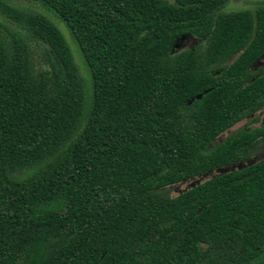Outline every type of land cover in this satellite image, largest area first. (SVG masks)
Masks as SVG:
<instances>
[{"label": "trees", "instance_id": "obj_1", "mask_svg": "<svg viewBox=\"0 0 264 264\" xmlns=\"http://www.w3.org/2000/svg\"><path fill=\"white\" fill-rule=\"evenodd\" d=\"M23 1L89 75L0 0V264H264V5Z\"/></svg>", "mask_w": 264, "mask_h": 264}, {"label": "rangeland", "instance_id": "obj_2", "mask_svg": "<svg viewBox=\"0 0 264 264\" xmlns=\"http://www.w3.org/2000/svg\"><path fill=\"white\" fill-rule=\"evenodd\" d=\"M8 1L10 3L18 5L19 7L26 8V9H32V10L37 11L39 13H43L44 15L49 17L55 23V25L62 31V33L64 34V37L69 44V47H70L72 54H73L74 61L77 63V66L79 68L81 75L84 78H88V75H89L88 70L86 68L84 61H82L81 54L79 52L80 51L79 46L76 43V41L74 40V38L72 37L70 31L67 29L65 24L59 18H57L56 16L47 12L43 7H41L40 5H38L36 3L23 1V0H8ZM260 5H264V0H229L228 3L226 4L224 10L228 11V10L247 9V8L253 10ZM0 21L7 22L9 24L11 23L9 20L5 19L2 15H0ZM184 41H186L185 42L186 48L190 47L195 42V40L193 38L192 39L186 38V39L182 40L180 43L182 44ZM260 60H261V63L259 65H256L255 67H253V70H255L259 66H264V58H261ZM90 83L91 82H90V78H89V83H87V82L85 83V88H91ZM248 119L249 118H244L243 120H241L238 123H236L235 125H233L230 129L226 130L220 136V140H222L228 134H230L231 132H233V131L241 128V127L247 126L249 128H253L254 126H256L258 124V122L248 123L247 122ZM220 140L219 139L215 140L214 143H217ZM263 148H264V140L259 144L258 147H256V149L253 152V155L259 154L260 152H262V150L264 151ZM198 177H196V178H198ZM188 183L189 182H184V183H180V184L176 185L175 187H172L170 189V194H173L175 191H178V190L184 188Z\"/></svg>", "mask_w": 264, "mask_h": 264}, {"label": "water", "instance_id": "obj_3", "mask_svg": "<svg viewBox=\"0 0 264 264\" xmlns=\"http://www.w3.org/2000/svg\"><path fill=\"white\" fill-rule=\"evenodd\" d=\"M186 38H193L192 36H187V35H182V36H180L179 37V40L178 39H176L175 41H174V43H173V49L174 48H179L180 47V42L179 41H182V40H184V39H186ZM201 97V95L199 94V95H197L196 96V98H200ZM251 163V162H250ZM246 165V163H244V162H237V163H234V164H231V165H228V166H224V167H219V168H216L215 169V171L216 172H218V173H225V172H228V171H230V170H234V169H236V168H242V167H244ZM208 175V173H206V174H203V176H207ZM199 180H196V182H198Z\"/></svg>", "mask_w": 264, "mask_h": 264}, {"label": "flooded vegetation", "instance_id": "obj_4", "mask_svg": "<svg viewBox=\"0 0 264 264\" xmlns=\"http://www.w3.org/2000/svg\"><path fill=\"white\" fill-rule=\"evenodd\" d=\"M188 40V39H187ZM185 42L186 41H184L182 44L180 43V46L182 47V48H186L185 46ZM261 58H264V56L263 57H261ZM260 58V59H261ZM257 60L256 62H255V64H253V66H252V69H253V67H255L256 65H259L260 63H261V60ZM260 67V66H259ZM259 67H257L255 70H258L259 69ZM259 115H260V117H263V115H264V112L262 111L261 113H258ZM255 114H253L251 117H248L249 119H248V121L254 116ZM253 122H258V124L256 125V126H254L253 128H255V127H257V126H260V125H263V121L261 120V118L260 119H258L257 121H253ZM253 122H250V123H253ZM247 127V126H246ZM222 135V134H221ZM220 135V136H221ZM220 136H218L217 137V139L216 140H220ZM264 140V139H263ZM262 140V141H263ZM261 141V142H262ZM260 142V143H261ZM259 143V144H260ZM259 144H258V146H259ZM257 146V147H258ZM264 149V148H263ZM254 152V151H253ZM253 152H252V155L249 157V159H251L252 161H256V160H258L259 158H261V157H264V151L262 150V152H260L259 154H255V155H253Z\"/></svg>", "mask_w": 264, "mask_h": 264}]
</instances>
